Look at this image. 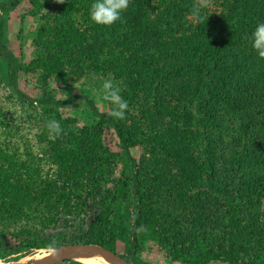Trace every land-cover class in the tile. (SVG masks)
<instances>
[{
  "label": "rangeland",
  "instance_id": "374dc122",
  "mask_svg": "<svg viewBox=\"0 0 264 264\" xmlns=\"http://www.w3.org/2000/svg\"><path fill=\"white\" fill-rule=\"evenodd\" d=\"M52 1L32 4L23 0L11 8L4 16V42L11 44L21 65L22 87L34 99L88 96L101 112H108L110 105L99 99L103 80L111 78L122 88L129 110L120 121L136 143L132 154L138 159V174L150 202L147 231L139 235L134 261L264 264V151L263 145L252 144L253 136H243L241 117L234 116L230 108L220 109L221 121L208 123L210 118L200 114L198 95L186 93L187 79L175 76L172 67L176 64L172 66L165 54L155 62L150 58L135 62L124 38L111 42L110 26L90 20L94 0H64L62 4L54 0V5ZM227 1L212 0L206 9L222 13ZM83 4V12H76ZM163 4L150 15L167 28L164 22L172 16ZM131 6L137 7V1L130 0L127 10ZM74 29L86 34L84 41L107 39L97 41V48L106 52L103 71L86 69L85 61L76 64ZM254 106L261 108L258 103ZM52 118L63 128L57 137H51L46 128V120ZM96 127L102 130L101 148L87 163L91 165L66 159L63 151L60 154L65 158L53 159L54 141L68 146L65 137ZM124 156L114 130L101 124L83 99L57 108L30 105L18 99L8 82L0 84V264H34L54 250L92 244L131 264L126 237L131 230L127 217L130 197L115 199L131 176ZM66 165L71 168L65 170L68 182L62 181ZM33 188L34 193L40 188L44 196L38 195L32 203L28 195ZM11 195L20 199L21 209L7 215L4 209L8 206L2 202L7 203ZM198 201L207 207H199L200 215L189 208ZM100 215L111 221L105 225L107 232L99 234L106 241L103 243L88 236ZM28 244L34 249L24 247ZM82 257L86 258L80 255L78 260L55 264H86ZM96 257L103 259L97 253ZM95 261L110 262L107 258Z\"/></svg>",
  "mask_w": 264,
  "mask_h": 264
},
{
  "label": "trees",
  "instance_id": "16d2710c",
  "mask_svg": "<svg viewBox=\"0 0 264 264\" xmlns=\"http://www.w3.org/2000/svg\"><path fill=\"white\" fill-rule=\"evenodd\" d=\"M22 1H0V84L8 82L18 99L30 105L40 103L47 108H57L83 99L92 113L100 119V123L107 124L114 130L131 170V176L125 180L115 199L130 197L127 217L131 223V230L126 233L129 241L127 257L133 260L131 264H138L134 261L135 253L139 248L140 235L136 229L140 225H147L149 222L150 202L143 190L138 174V159L132 154V149L135 148L136 143L122 122L110 115L111 110L101 112L93 99L88 96L75 95L61 100L52 96L34 99L27 94L26 89L21 84V65L11 49V44L4 42L6 29L4 16L11 8L17 7ZM136 1L137 7L131 6L124 12L120 24L115 22L110 26L112 30L108 27V30H111L109 40L119 42L124 38L127 52L130 53V57L135 62L136 59L147 58L155 62L165 54L172 66L176 64L172 67V70L176 71L175 76L187 79V95H198L197 101L200 114L202 117L210 118L208 123H211V120L216 124L217 121L220 122L222 119L220 109L223 112L226 108H230L233 110L234 116L237 114L241 117L239 121L241 122L240 126L244 125L243 136L246 138L247 136H253L254 143L252 144L263 145L262 150L264 151V60L258 58L257 53L252 48L251 41L252 32L259 23L264 22V0H228L222 13H212L206 8L203 9L201 13L203 19L199 22L194 21L192 16L189 17L188 14L191 13L194 0ZM30 2L34 4L37 0H30ZM55 3L56 1L53 0L52 4ZM149 4L152 6L150 7ZM162 4L165 6L164 9L172 16L164 22L167 28L162 26L161 21L153 19L150 15L154 10H159ZM185 6L189 9L187 10ZM83 8L84 4L80 9L77 8L76 12H83ZM183 12L184 15H181L180 13ZM176 18H179V21ZM83 25L86 24L83 23ZM122 32L125 33V36ZM85 35L80 29L73 30V57L77 58L75 59L77 60L76 64L81 65L82 61H85L86 69L97 72L103 71L105 69L103 60L106 57V52L103 48H97V41H107V39L97 37L91 41H84ZM180 63L182 68L176 70V66ZM74 74L75 69H73V76ZM256 103L261 104L260 110L254 106ZM239 121L237 122L239 123ZM231 124L233 125V123ZM208 127L210 128L209 125ZM217 127L221 129L220 126ZM249 127H252L251 132H248ZM203 128L206 129V127ZM69 130L71 128H68ZM101 132V128L96 127L91 131H84L76 137L71 133L65 137L70 146L59 140L54 141L53 150L55 153L52 155L53 159L61 161L62 158L67 156L66 159L75 158L80 163L87 164L92 160L97 148H101ZM63 147H65L64 150ZM61 151L66 154L65 157L60 154ZM251 161L257 164L256 160ZM89 165L91 164L86 166ZM67 167L69 166L66 165L64 169L63 166L65 174L62 175V181L64 180V182H68L69 178L65 172L68 169ZM97 169L99 168H95V170ZM70 170L69 167L67 172ZM58 180L61 181V178ZM200 186L197 185L198 190L203 191L204 188ZM187 188H189L188 185ZM34 189L28 195L32 203L35 198L44 196L43 192L39 191L40 188L35 193ZM100 194L105 195V193ZM30 199L28 198V200ZM19 202L18 197L11 195L7 203L2 202V204L8 206L4 209V212L8 215L12 211L21 209L18 205ZM200 206L202 210L207 208L201 201H198L195 206L189 205V208H193L195 214L200 215ZM107 218L100 215L92 222L88 233L90 239H99L102 243L106 242L99 234L107 232L104 229L106 228L105 225L111 224V221H108L109 218ZM24 247L34 249L35 246L28 244Z\"/></svg>",
  "mask_w": 264,
  "mask_h": 264
},
{
  "label": "clouds",
  "instance_id": "9594fccd",
  "mask_svg": "<svg viewBox=\"0 0 264 264\" xmlns=\"http://www.w3.org/2000/svg\"><path fill=\"white\" fill-rule=\"evenodd\" d=\"M57 3H64V0H57ZM130 0H94L90 6L89 17L97 25L111 26L121 19V14L129 7ZM212 6V0H194L191 8V16L194 21H202V10ZM252 48L259 59L264 60V22L259 23L251 34ZM75 87V84H74ZM76 88V87H75ZM122 88L118 82L111 78L104 79L100 86L101 101L107 102L111 107L110 115L114 119L124 120L125 113L129 110L128 102L123 99ZM46 128L51 137H57L63 132L58 120L52 118L46 120ZM138 233L147 231L146 226L140 225Z\"/></svg>",
  "mask_w": 264,
  "mask_h": 264
},
{
  "label": "water",
  "instance_id": "95a60500",
  "mask_svg": "<svg viewBox=\"0 0 264 264\" xmlns=\"http://www.w3.org/2000/svg\"><path fill=\"white\" fill-rule=\"evenodd\" d=\"M96 252L97 254L103 256V260L108 258L109 261L114 262L115 264L123 263L127 264L124 258L119 257L113 251L100 246V245H78V246H70V247H63L58 250H54L52 254L38 260V262L34 264H55L67 259H75L78 260V256L86 255L90 256L88 252Z\"/></svg>",
  "mask_w": 264,
  "mask_h": 264
},
{
  "label": "bare ground",
  "instance_id": "6f19581e",
  "mask_svg": "<svg viewBox=\"0 0 264 264\" xmlns=\"http://www.w3.org/2000/svg\"><path fill=\"white\" fill-rule=\"evenodd\" d=\"M88 254L90 255V256H87V254L86 255H82V256H85L86 258H81V260H83L86 264H95V259L97 260V261H103V259H98V257H96V252H94V251H92V252H88ZM107 260H109L108 258H107ZM94 261V262H93ZM106 264H111V261L110 262H106ZM119 264H123V263H119Z\"/></svg>",
  "mask_w": 264,
  "mask_h": 264
}]
</instances>
